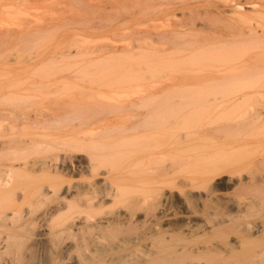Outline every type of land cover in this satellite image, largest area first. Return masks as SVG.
I'll return each instance as SVG.
<instances>
[{"label": "bare ground", "instance_id": "obj_1", "mask_svg": "<svg viewBox=\"0 0 264 264\" xmlns=\"http://www.w3.org/2000/svg\"><path fill=\"white\" fill-rule=\"evenodd\" d=\"M0 264H264V0H0Z\"/></svg>", "mask_w": 264, "mask_h": 264}, {"label": "rangeland", "instance_id": "obj_2", "mask_svg": "<svg viewBox=\"0 0 264 264\" xmlns=\"http://www.w3.org/2000/svg\"><path fill=\"white\" fill-rule=\"evenodd\" d=\"M72 50V49H71ZM224 190V189H223Z\"/></svg>", "mask_w": 264, "mask_h": 264}]
</instances>
